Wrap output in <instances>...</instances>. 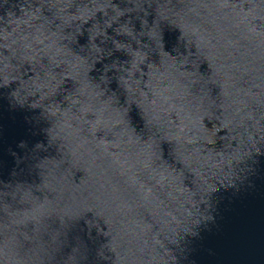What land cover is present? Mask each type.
<instances>
[{
	"label": "water",
	"instance_id": "obj_1",
	"mask_svg": "<svg viewBox=\"0 0 264 264\" xmlns=\"http://www.w3.org/2000/svg\"><path fill=\"white\" fill-rule=\"evenodd\" d=\"M0 264H264V0H0Z\"/></svg>",
	"mask_w": 264,
	"mask_h": 264
}]
</instances>
